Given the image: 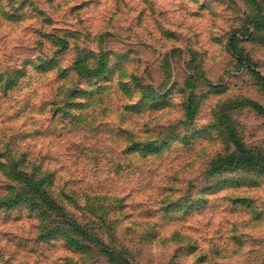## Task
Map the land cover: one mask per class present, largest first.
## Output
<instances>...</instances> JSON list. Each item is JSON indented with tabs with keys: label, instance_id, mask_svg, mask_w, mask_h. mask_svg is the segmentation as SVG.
Listing matches in <instances>:
<instances>
[{
	"label": "clouds",
	"instance_id": "obj_1",
	"mask_svg": "<svg viewBox=\"0 0 264 264\" xmlns=\"http://www.w3.org/2000/svg\"><path fill=\"white\" fill-rule=\"evenodd\" d=\"M0 264H264V0H0Z\"/></svg>",
	"mask_w": 264,
	"mask_h": 264
}]
</instances>
